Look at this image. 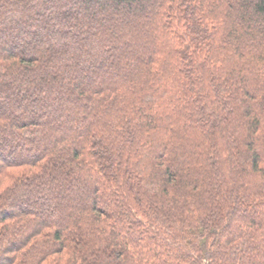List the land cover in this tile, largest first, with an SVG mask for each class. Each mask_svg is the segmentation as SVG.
<instances>
[{
    "label": "trees",
    "instance_id": "obj_1",
    "mask_svg": "<svg viewBox=\"0 0 264 264\" xmlns=\"http://www.w3.org/2000/svg\"><path fill=\"white\" fill-rule=\"evenodd\" d=\"M264 264V0H0V264Z\"/></svg>",
    "mask_w": 264,
    "mask_h": 264
},
{
    "label": "rangeland",
    "instance_id": "obj_2",
    "mask_svg": "<svg viewBox=\"0 0 264 264\" xmlns=\"http://www.w3.org/2000/svg\"><path fill=\"white\" fill-rule=\"evenodd\" d=\"M204 264H206V263L204 262Z\"/></svg>",
    "mask_w": 264,
    "mask_h": 264
}]
</instances>
